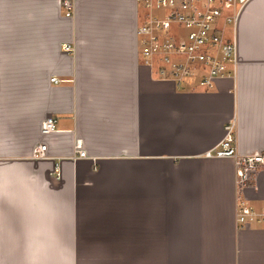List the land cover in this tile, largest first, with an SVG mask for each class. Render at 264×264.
<instances>
[{"label": "crops", "instance_id": "obj_1", "mask_svg": "<svg viewBox=\"0 0 264 264\" xmlns=\"http://www.w3.org/2000/svg\"><path fill=\"white\" fill-rule=\"evenodd\" d=\"M71 2L0 0V264H264V166L241 225L233 159L203 154L232 117L264 153V0L211 87L143 62L137 0Z\"/></svg>", "mask_w": 264, "mask_h": 264}, {"label": "built area", "instance_id": "obj_2", "mask_svg": "<svg viewBox=\"0 0 264 264\" xmlns=\"http://www.w3.org/2000/svg\"><path fill=\"white\" fill-rule=\"evenodd\" d=\"M145 14L137 25L139 54L144 63L157 69L160 77L183 85L196 82L211 87L219 76H234L237 64L236 26L246 0H137ZM66 14L72 12L71 0H62ZM70 49V45H65ZM51 80H57L55 76ZM55 118L42 122V131L54 128ZM77 155H86L81 142ZM46 144L33 150L45 156ZM207 157H230L235 166L236 219L247 225L256 215L247 203L245 188L256 184L264 166V153H241L237 149L236 121L224 123L223 135L203 153ZM264 218V208L259 211Z\"/></svg>", "mask_w": 264, "mask_h": 264}]
</instances>
